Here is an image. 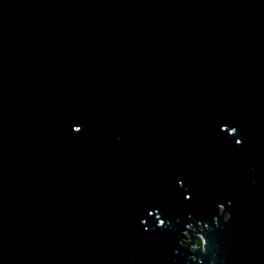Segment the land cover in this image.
Returning <instances> with one entry per match:
<instances>
[{
    "label": "water",
    "instance_id": "water-1",
    "mask_svg": "<svg viewBox=\"0 0 264 264\" xmlns=\"http://www.w3.org/2000/svg\"><path fill=\"white\" fill-rule=\"evenodd\" d=\"M198 262L264 264V0H0V264Z\"/></svg>",
    "mask_w": 264,
    "mask_h": 264
},
{
    "label": "clouds",
    "instance_id": "clouds-1",
    "mask_svg": "<svg viewBox=\"0 0 264 264\" xmlns=\"http://www.w3.org/2000/svg\"><path fill=\"white\" fill-rule=\"evenodd\" d=\"M223 220L224 221L229 220V214L228 213L223 215ZM186 227L191 229L192 235L195 237V243L194 244L191 243V237H189L188 232L183 231L181 233V236L183 238L178 239L179 244L181 246H187L189 252H194L195 250L199 249L200 253L204 254L206 252V249H205L206 241H205L204 237L199 235L197 233V229L192 227L191 224L186 225ZM204 231H205L204 228H200V232H204ZM188 259L189 260H196L197 258L195 256H189ZM198 264H200V262H198ZM210 264H214V262H210Z\"/></svg>",
    "mask_w": 264,
    "mask_h": 264
},
{
    "label": "snow or ice",
    "instance_id": "snow-or-ice-1",
    "mask_svg": "<svg viewBox=\"0 0 264 264\" xmlns=\"http://www.w3.org/2000/svg\"><path fill=\"white\" fill-rule=\"evenodd\" d=\"M233 131H237V129L236 128H231ZM72 131L73 132H80L81 131V128L79 127V126H74L73 128H72ZM236 144L237 145H239V144H241V141L240 140H236ZM178 183H179V180H178ZM183 199L184 200H188V199H190V196L187 194V193H185V194H183ZM158 224L159 225H163L164 224V220H158Z\"/></svg>",
    "mask_w": 264,
    "mask_h": 264
}]
</instances>
